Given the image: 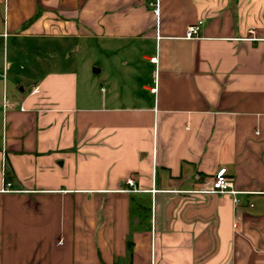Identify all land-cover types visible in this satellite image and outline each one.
Wrapping results in <instances>:
<instances>
[{
    "label": "crops",
    "instance_id": "1",
    "mask_svg": "<svg viewBox=\"0 0 264 264\" xmlns=\"http://www.w3.org/2000/svg\"><path fill=\"white\" fill-rule=\"evenodd\" d=\"M0 264H264V0H0Z\"/></svg>",
    "mask_w": 264,
    "mask_h": 264
},
{
    "label": "built area",
    "instance_id": "2",
    "mask_svg": "<svg viewBox=\"0 0 264 264\" xmlns=\"http://www.w3.org/2000/svg\"><path fill=\"white\" fill-rule=\"evenodd\" d=\"M153 12L157 14L158 10L156 6L154 7ZM201 24L200 21H198L195 25H191L187 28L185 32V38H195L196 34L199 29V25ZM37 92V90H35ZM11 107V103L8 100V98L3 95L1 98V108L3 111L9 109ZM125 183L129 186H133V179L131 177H127L125 180ZM3 191H11L9 189V183L6 182L4 184ZM204 193H213V194H229L231 197H233V203L235 205L238 204V200L234 198L236 195V191L232 188V183L229 177L226 174L225 168H219L216 170V172L213 175V178L210 183V187L203 191Z\"/></svg>",
    "mask_w": 264,
    "mask_h": 264
},
{
    "label": "rangeland",
    "instance_id": "3",
    "mask_svg": "<svg viewBox=\"0 0 264 264\" xmlns=\"http://www.w3.org/2000/svg\"><path fill=\"white\" fill-rule=\"evenodd\" d=\"M11 87H14L13 85H11Z\"/></svg>",
    "mask_w": 264,
    "mask_h": 264
}]
</instances>
